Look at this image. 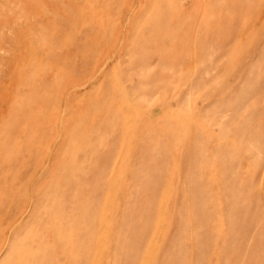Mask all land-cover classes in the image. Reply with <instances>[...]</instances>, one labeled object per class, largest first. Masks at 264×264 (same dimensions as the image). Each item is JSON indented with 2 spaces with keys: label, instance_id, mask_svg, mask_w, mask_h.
<instances>
[{
  "label": "rangeland",
  "instance_id": "374dc122",
  "mask_svg": "<svg viewBox=\"0 0 264 264\" xmlns=\"http://www.w3.org/2000/svg\"><path fill=\"white\" fill-rule=\"evenodd\" d=\"M0 264H264V0H0Z\"/></svg>",
  "mask_w": 264,
  "mask_h": 264
}]
</instances>
